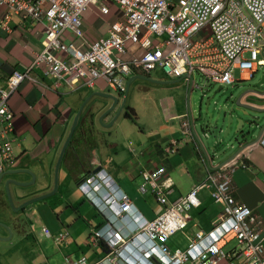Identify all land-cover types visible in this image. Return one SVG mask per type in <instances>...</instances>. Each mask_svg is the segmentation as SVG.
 <instances>
[{
	"label": "crops",
	"instance_id": "1",
	"mask_svg": "<svg viewBox=\"0 0 264 264\" xmlns=\"http://www.w3.org/2000/svg\"><path fill=\"white\" fill-rule=\"evenodd\" d=\"M10 15L11 32H0L2 81L13 71L26 69L34 54L41 49L43 39L41 23L23 19L14 13ZM120 18L118 9L110 7L109 14L102 15L95 6H90L82 14L84 43L106 37L109 24ZM261 42H264V29ZM261 53L264 55V49ZM259 60L264 61V58ZM260 67L251 76L238 69L233 75L238 82H248ZM156 71L161 78L151 82L174 85L177 94L173 96L170 103L172 110L168 111V115L154 103L144 121H139V113L133 105L126 108V92L133 79L139 75L150 79L152 73L128 76L124 94L110 90L103 81L92 88L80 84L70 88L62 81L44 76L41 69L31 73L36 82L25 80L19 85L10 99L14 128L13 160L0 161V264H66L68 258H85L88 264L100 263L108 251L101 243L89 244L87 238L92 229L103 223V217L90 203V195L80 190V183L89 174L99 171L110 177V188H118L127 194L139 215L150 220L162 207L149 193H138L144 172H152L159 167L165 169L159 180L168 190L167 200L172 202L189 192L194 185L204 182L205 163H209L214 170H220L224 160L237 152L232 160L224 164L235 166L231 172L233 197L264 221V136L259 143L239 140L240 145H233L234 148L226 154H220V150L216 153L211 148L214 143L204 141L195 131L190 113V83ZM210 85L206 83L205 88ZM249 90L250 87L239 95L238 103L264 109V95L260 96V92L258 95L250 94ZM110 96L117 98L118 102L115 104ZM129 110L133 111L136 123L126 116ZM220 112L226 121L228 114ZM239 116L231 112V126L237 125L235 119ZM214 119L211 118L212 121ZM187 120L190 132L184 134L182 123ZM138 121L140 125L149 121L150 125L142 129ZM73 123L74 130L66 144ZM221 137L222 134L218 135V139ZM235 137L226 140V136L224 141L231 144ZM171 146H175L176 153L167 155L165 150ZM197 197L200 205L190 211L187 225L177 232L185 238L186 246L181 249L177 244H169L168 239L171 251H185L195 234L210 232L213 221L222 214V206L212 202L207 188L201 189ZM106 211L113 214L109 208ZM116 222L117 228L128 238L139 229L140 218L125 216ZM44 228L50 236L44 233ZM58 234H65V238L56 241L54 238ZM228 244L230 242L222 248L226 253L234 249L236 242L226 251ZM136 257L140 258L138 253L131 260ZM240 262L236 259L234 264Z\"/></svg>",
	"mask_w": 264,
	"mask_h": 264
},
{
	"label": "built area",
	"instance_id": "2",
	"mask_svg": "<svg viewBox=\"0 0 264 264\" xmlns=\"http://www.w3.org/2000/svg\"><path fill=\"white\" fill-rule=\"evenodd\" d=\"M113 4L121 18L109 24L106 37L84 43L82 14L95 6L100 14L108 15ZM10 13L41 23L43 39L24 71L0 79V161L7 162L13 160L10 99L23 81L36 82L33 70L41 69L44 76L70 88L78 84L92 88L103 81L121 94L128 76L150 75L155 70L183 79L192 88L195 74L207 84L223 86L234 84L235 69L251 76L264 49V0H0V32H11ZM188 126V120L182 123L184 134L190 132ZM165 151L172 155L176 148ZM227 165L214 170L205 164L204 182L172 202L159 180L165 169L144 172L138 193H149L162 207L150 220L141 218L127 194L110 188V177L104 171L90 174L80 190L90 195L103 223L92 229L87 241L101 243L108 251L96 264H146L153 258L156 261L151 264H234L236 259L240 264H264V221L233 197L231 172L235 166ZM203 188L222 206V214L213 221L210 232H197L185 251H171L167 240L185 228L190 211L200 205L197 195ZM125 216L143 220L128 238L116 226ZM43 231L50 236L47 229ZM64 238L65 234H58L54 239ZM232 240L236 246L224 252L223 246ZM136 253L144 261L131 260ZM65 263L88 264L85 258H68Z\"/></svg>",
	"mask_w": 264,
	"mask_h": 264
},
{
	"label": "rangeland",
	"instance_id": "3",
	"mask_svg": "<svg viewBox=\"0 0 264 264\" xmlns=\"http://www.w3.org/2000/svg\"><path fill=\"white\" fill-rule=\"evenodd\" d=\"M111 9L112 10L118 9V7L115 4H113L111 6ZM260 57L264 58L263 53L259 55V59ZM259 59H258L259 61L258 67L260 66L261 67L258 69L255 76L251 78L248 82H238L236 80L237 77L233 75L234 79L237 81L235 82V84L223 85V86H220L219 84H211L209 87L205 88L206 83L204 81H200L201 79L198 77V75L195 74L193 76L195 81L194 83L199 84V86L203 89L201 90L200 88H194L190 92V99H189L190 113L192 115V119L194 120L195 131H197L198 135L201 136V138L206 142H209L208 138H210V142L214 143L211 148H215L216 153H218V149H221L219 145L215 144L216 143L215 141L218 139V128L216 130H213L212 134L204 130L209 121L208 116L214 119L216 118V116L219 115V123H218L219 126H223L225 124L223 122L225 119L223 118V113L220 112V109L223 110L229 109L231 107V101H232L231 96L232 98L237 99L239 95L245 92L250 86L257 84V82H259L262 79V76L264 74V61ZM258 67H256V69ZM160 75L161 74H159L158 71L156 72L153 71L150 79H147L139 75L137 78L133 79V81L128 86V91L126 92L125 106L126 108H128V106L130 107L134 106L137 109L139 113V121L140 120L144 121L147 118L146 116L149 114V110L152 109V105L154 103H156L157 108L158 109L161 108L162 112H164L166 115L169 114L168 111L171 112L172 110L170 103L173 100V96L177 94V90L174 89L173 87L174 85L163 86L162 84L151 82V80L161 78ZM218 89H220L219 92ZM263 89H264V83L261 84L259 89L261 96L264 95V93L262 92ZM207 99H210V102L209 105L206 107ZM159 105L162 106L159 107ZM255 117L257 118L256 125L253 127L250 136L247 138V142L254 141L257 138V135L263 129L262 127L264 126V112L255 113ZM121 120L122 119H120L119 122H121ZM141 124L142 125H140L139 123L140 128L147 129L148 128L147 125H150V122L147 121L144 124L143 123ZM101 125L104 124L101 123ZM234 128L235 126L232 125L230 128L231 131L227 135L226 140H229L233 136H235L233 133ZM205 133L210 134L213 138L210 136L206 137ZM225 143L228 142L223 141V144ZM216 157L218 158V155ZM185 241H186L185 238L181 237L180 233H176L174 236L169 238L168 243L177 244L179 248L184 249V247L186 246ZM235 242L236 240H232V242H230V244L226 246L225 250L227 251L228 249H230V247H233L235 245Z\"/></svg>",
	"mask_w": 264,
	"mask_h": 264
},
{
	"label": "water",
	"instance_id": "4",
	"mask_svg": "<svg viewBox=\"0 0 264 264\" xmlns=\"http://www.w3.org/2000/svg\"><path fill=\"white\" fill-rule=\"evenodd\" d=\"M178 81V80H177ZM180 81V80H179ZM159 83V82H156ZM264 83V78L262 77L261 81L253 86H250V90L248 91V93L250 94H259V88L261 86V84ZM128 87V86H127ZM220 91V89H218V92ZM261 96V94H260ZM240 97V96H239ZM232 98L231 96V107L228 109L230 110L232 113H238L240 116V118L235 119V122L237 123V125L235 126L234 129V135H236L235 139H233V143L229 144V143H225L223 144V141L225 140L228 132L230 131V126L232 123V117H231V112H228V110H223L220 109V111H223L224 114H228V117L223 121L225 124L223 126H219V124L217 123V119L218 116L216 117V119H214L213 121L211 120L210 116H209V121L207 123V126L205 127V131L212 134L213 130H216L218 128V135L222 134V137L220 139H217L215 142L216 145H219L221 147L220 150V154L224 155L227 152H229L230 150H232L234 147L233 145H240L239 144V140H244V143L246 142L247 138L250 136L253 127L256 125V120L257 118L255 117V113H262L264 112V109H256L251 107L250 105H242L240 103H238V100L240 98ZM110 98L113 100V102H115V104L118 102V99L115 97L110 96ZM124 101V100H123ZM210 102V99L206 100V107L208 106ZM123 105L121 106V110H122ZM74 126L75 123H73V126L71 128V134H69V137L66 140V144L69 142L70 137L72 135V132L74 130ZM225 128V130H224ZM263 129L261 130V132L257 135L256 141H252L253 143H256L259 141V139L264 135V126L262 127ZM246 130V131H244ZM206 133V137L210 136L212 137L210 134ZM213 138V137H212ZM210 140V138H208ZM65 144V145H66ZM65 147V146H64ZM215 148H213L214 150ZM238 153H234L232 154L228 159L224 160L223 164L229 162L230 160H232ZM62 155V154H61ZM221 165V166H222Z\"/></svg>",
	"mask_w": 264,
	"mask_h": 264
},
{
	"label": "clouds",
	"instance_id": "5",
	"mask_svg": "<svg viewBox=\"0 0 264 264\" xmlns=\"http://www.w3.org/2000/svg\"><path fill=\"white\" fill-rule=\"evenodd\" d=\"M199 77V76H198ZM191 80H192V82L194 83L195 81H194V78H193V76H192V78H191ZM202 81V80H201ZM195 84V83H194ZM190 87L192 88V85H191V83H190ZM199 88V87H198ZM193 89V88H192ZM201 90H203L202 88H200ZM126 92V88H125V91H124V93ZM123 93V94H124ZM121 94V93H120ZM206 135V134H205ZM264 136V135H263ZM262 136V137H263ZM260 138L259 139V141H258V143L263 139V138ZM206 164V163H205ZM206 165H210L209 163L208 164H206ZM211 166V165H210ZM212 167V166H211ZM97 173V172H96ZM90 175V174H89ZM84 181V180H83ZM82 183V182H81ZM80 183V184H81ZM142 218V217H141ZM142 219H144V218H142ZM143 220H140V223L142 222ZM140 225V224H139ZM176 234V233H175ZM134 249H135V246H132ZM136 250V249H135ZM151 262H154V261H156L154 258L152 259V260H150ZM150 261H148V262H146V264H151V262Z\"/></svg>",
	"mask_w": 264,
	"mask_h": 264
},
{
	"label": "trees",
	"instance_id": "6",
	"mask_svg": "<svg viewBox=\"0 0 264 264\" xmlns=\"http://www.w3.org/2000/svg\"><path fill=\"white\" fill-rule=\"evenodd\" d=\"M132 112H133L132 110H129V112L126 113V116H127L130 120L134 121V123H136L135 116H134V114H133Z\"/></svg>",
	"mask_w": 264,
	"mask_h": 264
}]
</instances>
